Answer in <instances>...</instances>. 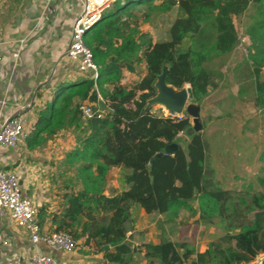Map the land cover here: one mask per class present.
I'll list each match as a JSON object with an SVG mask.
<instances>
[{"label":"trees","instance_id":"obj_1","mask_svg":"<svg viewBox=\"0 0 264 264\" xmlns=\"http://www.w3.org/2000/svg\"><path fill=\"white\" fill-rule=\"evenodd\" d=\"M147 1L126 0L124 5ZM122 6L118 5L117 11ZM160 7L177 12L166 39L156 43L128 39L115 47V36H111L95 44L94 57L101 63L99 76L96 82L86 81L79 95L98 104L100 94L108 107L103 118L83 123L79 107L72 109L68 104L70 95L63 96L65 89L61 87L27 138L33 148L44 132L55 134L59 116L69 118L68 126L87 129L66 158L85 188L66 195L65 206L53 224L56 231L72 233L86 246L97 240L102 259L92 264H137V251L147 264H252L264 254V192L220 187L212 175L204 134H188L191 117L185 114L181 119L166 118L147 106L156 97L158 77L167 68L166 83L176 90L190 86L201 111V105L226 79L224 63L216 61L236 50L243 30L251 43L249 55L233 71L236 75L239 71L249 73L244 78V85L251 88L248 99L264 114V0H161ZM251 12V23L241 24L239 29L234 18ZM115 14L105 12L87 38ZM114 22L106 28L118 34L121 29L113 26ZM209 31L214 33L212 40L201 47L192 45L191 41ZM135 63L145 65L146 75L131 87L122 85V71L134 73ZM235 78L239 85L241 78ZM182 133L189 137L187 151L180 146L175 155H164L151 163ZM116 168L122 170V190L108 196V177ZM195 201L199 202L198 209L193 208ZM136 208L160 217V228L167 226L170 235L176 231L182 208L199 212V223L223 227L224 232L204 252L166 236L158 243H143L133 249L128 225Z\"/></svg>","mask_w":264,"mask_h":264},{"label":"crops","instance_id":"obj_2","mask_svg":"<svg viewBox=\"0 0 264 264\" xmlns=\"http://www.w3.org/2000/svg\"><path fill=\"white\" fill-rule=\"evenodd\" d=\"M79 11L76 0H58L49 6L48 0H0L3 56L0 66V123L21 115L25 119L29 137L40 113L54 102L61 87L65 89L63 96L75 94L72 102L78 104V94L83 84L91 80L90 74L79 71L68 57V35H71L72 29L69 20L74 21ZM234 23L251 21L245 14L235 17ZM24 38H28L27 45L19 62L14 65L13 51L17 41ZM231 73L241 78L240 93L251 94L249 84L244 85V78L250 76L249 73ZM127 74L136 77V72L127 71ZM63 118L66 119L62 123L68 122V117ZM68 129L71 128L65 131ZM65 131L59 130L55 134L44 132L39 144L33 148L29 147L27 139L14 149L0 148V169L11 171L19 177L24 194L31 198L37 208L44 233L56 231L54 217L61 214L66 195L73 190L77 191L71 186L76 183L72 177L73 167L66 163V158L78 144L75 140L66 142ZM253 136H257L256 129L246 135L249 138ZM61 185L66 186L62 189ZM41 251L54 254L58 260L67 263H93L92 257L79 249L67 256L51 253L43 246ZM35 252L36 247L25 229L5 221L0 222V264H30ZM260 256L261 259L264 254Z\"/></svg>","mask_w":264,"mask_h":264},{"label":"rangeland","instance_id":"obj_3","mask_svg":"<svg viewBox=\"0 0 264 264\" xmlns=\"http://www.w3.org/2000/svg\"><path fill=\"white\" fill-rule=\"evenodd\" d=\"M76 2L81 8L80 0H76ZM118 2L114 3L106 11V13L116 12L115 16L109 18L110 21L101 23L94 34L87 38L88 47L92 51L95 44L111 36H115L113 38L115 47L122 45L128 39H134L137 43H148L150 41L156 43L164 40L167 38L169 26L177 17L176 10L165 11L160 7L161 0H148L147 2L130 6L124 5L126 0H119ZM117 4L119 6L124 5L122 6L124 8L117 11ZM251 14L252 12L246 14L250 21H252ZM113 21H115L113 26L121 29L118 34L114 33L113 29L109 30L106 28L109 22L113 23ZM69 23L73 26V19H70ZM235 24L241 29V24L244 23ZM68 36L71 40V35ZM213 37V31H209L205 36H201L191 41V43L193 46L201 47L212 40ZM250 44L249 37L241 30L240 44L236 50L230 56L223 58V60L219 59L216 61L217 64L224 63L222 71H224L226 79L222 83V87L213 92L201 105L200 117L203 127L201 133L204 134L208 144L212 175L220 187L249 192H264V115L254 109L252 102L248 99L251 95L249 92L246 95L240 93L238 82L233 73H231L234 72L233 70L237 65L247 59ZM95 60L101 68L100 61L98 59ZM105 61L109 62V59L105 58ZM135 72L136 77L132 78L127 74V70L124 69L122 71L121 84L131 87L139 79H142L146 75L145 65L135 63ZM181 90L188 91L191 95L189 86H185ZM74 97L75 94H70V102L68 104L72 109H75L80 103H91L89 99L80 97L78 104L75 105L72 102ZM99 98L102 99L100 94ZM152 108L155 114L161 115V105H155ZM183 114H186V112ZM59 117H57L54 127L58 131H65L70 127L71 129L64 133L65 141L75 140L76 144H78L79 139L87 134L86 126L81 129H77L75 125L68 127V122L62 123L61 120L63 119H61V116ZM86 121L83 119V123H86ZM191 124L193 128L194 122L192 118ZM255 129L257 133L255 138L254 136L252 138L246 137L248 133H252ZM188 142L189 137L186 133L180 134L176 140V143L185 151H187ZM71 171L73 172V181L76 183L71 185L73 189H84L85 186L81 185L78 179L76 168L73 167ZM121 178V171L118 168L112 169L105 191L108 196L121 192ZM65 186L61 185V188L63 189ZM58 187L59 185H57ZM192 205L194 209H198L199 202L195 201ZM199 216V212L192 213L185 208L180 209L175 225L176 231L170 235V230L167 226H165L164 230L160 228V217L146 213L143 208H136L132 211L131 222L128 225V238L133 249H139L143 243L158 242L161 237L166 236L171 237L174 241L188 242L201 252H204L207 250L208 245L224 232V228L215 225H203L199 223ZM54 229L56 230V228ZM78 242L80 245L79 250L91 256L93 263L102 259L97 240H94L89 246L84 244V240ZM52 256L57 258L54 254ZM134 257L138 261L137 264H147L143 259V254L138 251L134 253ZM260 257L252 264H256ZM188 264H191V261Z\"/></svg>","mask_w":264,"mask_h":264},{"label":"built area","instance_id":"obj_4","mask_svg":"<svg viewBox=\"0 0 264 264\" xmlns=\"http://www.w3.org/2000/svg\"><path fill=\"white\" fill-rule=\"evenodd\" d=\"M116 1L80 0L81 8L71 29L68 57L77 65L79 71L89 73L90 79L94 82L98 79L100 67L96 63L93 51L86 44L87 35L102 20L104 13ZM57 2L58 0H48V6ZM49 10H51L50 7ZM27 39L17 41V46L12 54L14 65L19 62L21 53L27 45ZM1 45L0 39V66L3 61ZM78 107L85 120L101 119L105 115V111L99 103H80ZM161 110V116L166 118L181 119L185 115L183 113H170L165 107H162ZM27 138L28 132L23 116L7 118L0 123V148L14 149L24 143ZM4 221L25 229L29 234L31 243L36 247L30 264H72L54 258L50 253L42 252L41 247L43 246L49 252L62 256L72 255L80 246L73 234L65 231L44 233L37 208L31 198L24 194L19 177L11 171L0 169V222Z\"/></svg>","mask_w":264,"mask_h":264},{"label":"water","instance_id":"obj_5","mask_svg":"<svg viewBox=\"0 0 264 264\" xmlns=\"http://www.w3.org/2000/svg\"><path fill=\"white\" fill-rule=\"evenodd\" d=\"M167 72L168 70L165 68L163 73L158 77V82L156 84L157 95L149 101L147 109H150L155 105H161L162 107L167 108L170 113L181 114L186 112V114L191 117L194 122V127L192 128L191 126L188 134L192 135L195 133H201L203 127L200 119V107L196 99H194L192 94L190 95L188 91H179L170 87L165 81ZM99 105L104 111H107L108 107L103 100L99 101ZM179 147L180 146L177 143L168 145L163 151L154 156L151 163L164 155H175ZM263 262L264 257L259 259L256 264H263Z\"/></svg>","mask_w":264,"mask_h":264}]
</instances>
